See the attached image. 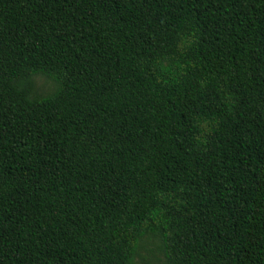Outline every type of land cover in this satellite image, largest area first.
<instances>
[{
	"label": "trees",
	"instance_id": "obj_1",
	"mask_svg": "<svg viewBox=\"0 0 264 264\" xmlns=\"http://www.w3.org/2000/svg\"><path fill=\"white\" fill-rule=\"evenodd\" d=\"M145 240L264 264V0H0V264Z\"/></svg>",
	"mask_w": 264,
	"mask_h": 264
},
{
	"label": "rangeland",
	"instance_id": "obj_2",
	"mask_svg": "<svg viewBox=\"0 0 264 264\" xmlns=\"http://www.w3.org/2000/svg\"><path fill=\"white\" fill-rule=\"evenodd\" d=\"M37 92L46 94L53 88V84L48 80L37 77L35 79ZM137 264H163V257L158 251V243L155 240H145L139 251Z\"/></svg>",
	"mask_w": 264,
	"mask_h": 264
}]
</instances>
